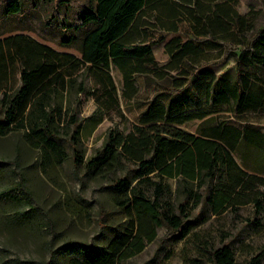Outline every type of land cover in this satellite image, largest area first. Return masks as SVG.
<instances>
[{
	"label": "trees",
	"instance_id": "16d2710c",
	"mask_svg": "<svg viewBox=\"0 0 264 264\" xmlns=\"http://www.w3.org/2000/svg\"><path fill=\"white\" fill-rule=\"evenodd\" d=\"M69 1L59 3L68 5ZM22 10V0H7L6 13ZM255 18L256 13L250 18L240 13L237 0H95L80 17L81 23H96L86 32L81 58L73 61L72 54L33 41L23 46L16 42L24 65L21 85L12 97L4 94L8 108L0 134L12 129L14 122L25 128V138L40 146L45 157L58 162L66 156L54 134L55 119L63 112L61 104L53 103L57 90L53 84L60 68L88 65L106 70L112 62L122 73V94L128 98L138 92V76L167 81L164 90L145 103L135 132L124 136L110 131L102 148L84 163L93 178L101 179L123 168L126 160L137 165L132 179L112 177V183L121 195L115 202L131 212L136 210L140 220L110 238L101 252L72 258L68 264H117L140 251L145 240L153 239V227L163 222L181 237L188 233L190 226L180 216L186 214L187 204H178L179 214L170 208L162 211L165 187L152 179L154 174L176 178L185 197L196 202L203 199L198 188L207 180L214 181L206 197L214 211L248 201L255 213L264 209V192H248L264 184V176L258 174H264V130L257 126L264 124V23L256 25ZM183 23L187 24L186 35L181 31ZM165 32L174 35L164 43L168 60L159 64L152 44L163 41ZM11 39L4 40L7 46ZM230 57L236 66L234 79L211 69ZM112 87L115 90L113 83ZM79 89H83L82 82ZM114 99L112 95L110 102ZM230 118L245 125L230 122ZM190 120L199 122L195 132L180 127ZM72 137L74 162L80 164L79 129ZM18 176L0 191L2 199H31L24 176ZM142 182L154 186L152 198L140 188ZM141 213L151 225L143 224ZM68 244L73 246V242ZM261 257L258 253L247 264H259ZM212 260L235 264L227 244L212 250Z\"/></svg>",
	"mask_w": 264,
	"mask_h": 264
},
{
	"label": "rangeland",
	"instance_id": "374dc122",
	"mask_svg": "<svg viewBox=\"0 0 264 264\" xmlns=\"http://www.w3.org/2000/svg\"><path fill=\"white\" fill-rule=\"evenodd\" d=\"M59 1L22 0L21 12L6 13L7 0H0V123L8 108L4 94L12 97L21 85L24 65L16 51V42L23 46L33 41L72 54L73 61L81 58L86 32L96 23H81L80 17L86 7L95 5V0H70L68 5ZM237 9L242 14L248 13V18L256 13V25L264 23V0H237ZM186 30L187 24L183 23L181 31L185 35ZM163 35V41L152 44V53L159 64L168 60L164 43L174 33ZM10 37L13 39L7 46L4 40ZM236 48L239 52L241 47ZM211 69L232 79L236 77L232 57L212 65ZM166 83L138 76L135 78L138 92L128 98L122 94V73L112 62L106 70L88 65H80L78 69L65 65L59 69L53 84L57 89L53 103L61 104L63 112L55 119L54 134L66 153L64 160L58 162L54 157H45L40 146L25 138V128L15 126L14 122L10 124L12 129L0 134V191L23 175L32 194L31 199L22 202L0 197V264L47 261L68 264L72 258L84 259L101 252L110 238L130 228L132 223L137 224L140 220L137 211L131 212L115 202L121 195L112 183L114 177L132 179L137 165L126 160L123 168L101 179L93 178L84 163L102 148L110 131L124 136L135 132L134 126L140 125L145 103L161 93ZM112 95L115 99L110 102ZM229 121L245 125L232 118ZM198 123L190 120L180 127L195 132ZM76 129L83 155L80 164L74 162L72 135ZM151 177L165 187L162 211L170 208L179 214L178 204H187L186 214L180 216L190 230L181 237L166 222L155 225L153 239L145 240L140 251L117 264H214L212 250L223 244L232 248L235 264H247L258 253H262L259 264H264V209L255 213L253 203L248 201L214 211L206 200L214 181L207 180L198 188L203 199L196 202L185 197L176 178L155 174ZM140 188L147 198L153 197V185L142 182ZM254 191L261 195L264 184L258 183L248 192L254 195ZM141 217L143 224L151 225L145 213Z\"/></svg>",
	"mask_w": 264,
	"mask_h": 264
},
{
	"label": "crops",
	"instance_id": "0c3cea01",
	"mask_svg": "<svg viewBox=\"0 0 264 264\" xmlns=\"http://www.w3.org/2000/svg\"><path fill=\"white\" fill-rule=\"evenodd\" d=\"M257 126H258V128H259L260 130L263 131V124H262V125H257Z\"/></svg>",
	"mask_w": 264,
	"mask_h": 264
}]
</instances>
